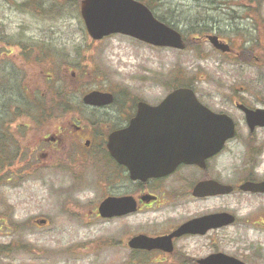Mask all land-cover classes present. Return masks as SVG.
I'll return each instance as SVG.
<instances>
[{"label":"rangeland","instance_id":"1","mask_svg":"<svg viewBox=\"0 0 264 264\" xmlns=\"http://www.w3.org/2000/svg\"><path fill=\"white\" fill-rule=\"evenodd\" d=\"M53 1L0 0V37L14 40L13 36L26 35L52 45L44 59L26 58L19 46L0 39L2 66L12 65L17 80L24 79L23 84L32 92L49 88L44 78L49 72L60 74L62 67L67 84L63 102L70 104L66 113L62 112L64 105H57L60 114L41 124L25 114L0 124L2 132L10 133L6 154L12 155L0 169V264H200L196 259L218 251L250 264H264V193L238 189L235 195L212 199L170 193L162 198L163 204L150 210L127 218L104 219L95 211L106 194L103 177L98 179L93 168L89 172L81 157H72L74 147L75 155L80 154L78 145L65 142L50 146L54 141L48 139L74 118L93 126L97 113L103 110L94 111L92 117V111L84 107L81 97L88 90L98 88L117 92L122 100L128 94L135 101L142 98L155 103L175 87V76L192 78L187 85L203 103L235 120L239 137L228 146L240 182L245 175L244 160L249 156L248 126L235 101L264 108V0H230L229 4L215 0L152 1L155 13L169 10V19L186 37L183 49L154 46L122 33L94 40L80 13L81 0H60L57 9L50 7ZM205 25L212 28L204 33L215 32L230 43V53L215 48L203 34L195 32ZM61 81H56L57 85ZM24 91L29 95L27 88ZM51 94L46 90V107H52ZM52 98L59 102L55 93ZM11 99V91L0 89L1 102ZM104 118L105 124L113 122L109 115ZM259 133L264 135V129ZM262 164L264 167V148L261 171ZM159 183L166 191L167 182ZM171 183L169 179V190ZM122 184L124 190L135 187L131 180ZM220 207L234 211L237 221L215 232L176 238L172 252H140L127 243L132 235L160 234ZM40 218H47L48 224H37ZM11 242L10 250L5 249Z\"/></svg>","mask_w":264,"mask_h":264},{"label":"water","instance_id":"2","mask_svg":"<svg viewBox=\"0 0 264 264\" xmlns=\"http://www.w3.org/2000/svg\"><path fill=\"white\" fill-rule=\"evenodd\" d=\"M80 12L94 39L122 33L156 46L186 47L181 31L157 18L151 8L140 0H81ZM207 38L216 48L230 50V45L217 34H208ZM112 100L111 92L100 90L89 91L83 96V101L92 105H104ZM237 106L244 111L246 123L251 128L264 126V108H252L243 103H237ZM234 133L235 121L228 113L214 111L203 104L192 87L179 86L156 105L139 101L129 124L109 134L108 147L112 155L126 165L132 179H146L170 173L181 162L203 163L206 157L218 152ZM240 188L264 192V180H247ZM229 189L230 186L224 184L200 181L195 185L193 194L203 196L224 193ZM135 209L136 201L131 195L107 196L99 204L102 216L121 215ZM233 220L234 217L226 213L195 217L183 222L171 233L134 235L129 239V245L172 251L173 237L204 233L209 227ZM45 221L37 220L40 224ZM198 262L249 264L224 252L211 253L199 258Z\"/></svg>","mask_w":264,"mask_h":264},{"label":"flooded vegetation","instance_id":"3","mask_svg":"<svg viewBox=\"0 0 264 264\" xmlns=\"http://www.w3.org/2000/svg\"><path fill=\"white\" fill-rule=\"evenodd\" d=\"M115 97L116 94H114L113 102L104 106H90L84 103V106H86L91 111L103 110V112L100 113L110 115L113 119V126L102 124L93 125L91 128H89L87 125L80 124V120L78 118H74L71 124H69L68 126L59 127L60 130L56 133L54 132L53 135L48 138L49 140L52 139L54 141V143H51L50 146H55L61 143L64 145L65 142H71V145H78L79 148H81L79 153L82 155H75V153L77 152V147H74V150L71 151V155L72 157H81L80 161H83L86 164V169L90 172L91 168H93L94 173L98 175V179L101 180V178L103 177L107 184L106 189L104 190L106 193L104 198L107 196L131 195L136 201V209L134 211L113 216H101L98 212L99 202L95 209L98 216L104 219L127 218L128 216L136 214L142 210H150L156 205L163 204L162 201L164 200H162V198H164L166 194L169 196L170 193H175L179 196L189 195V193H191L194 198L199 199H212L235 195L237 194L238 189L241 192L245 193H263L245 191L239 188V184L245 180H264V170H260L261 158L264 148V135H260L259 133L260 130L264 129V126L260 125H257L253 128H250L248 126V132L246 135V137L248 138V140L246 141V150L249 152V156L244 160V164L246 167L244 170L245 175L240 179V182H238L239 179L237 163L232 158L233 152L228 146L234 139L239 137L237 126L235 135L225 142L224 147L219 152L205 158L203 163L196 164L181 162L170 173H167L165 175L148 177L146 179H132L129 175V171L126 165L121 163L115 156L112 155L108 147V143L109 134L112 131L118 129L119 127L122 128L128 124L130 117L136 112L138 102L131 105L122 101V105L120 106V108H118ZM141 99L142 98L138 99L137 101H140ZM159 101H161V99ZM158 102L152 104H156ZM112 107H114V111L110 113L108 109ZM79 139L83 141L80 142ZM226 153L228 155H225ZM77 162L78 161H74L73 164H77ZM263 168L264 167L262 164V169ZM169 179H172L173 182L170 184V190ZM125 180L133 181L135 187L127 188L131 190H124L125 184H122V182ZM161 181L167 182L168 185L166 191H164V189L162 188V183H159ZM200 181L224 184L230 186V189L229 191H225L224 193L219 192L203 196H195L193 194V189L195 185ZM156 182L160 185L159 188L161 193H159ZM213 213H226L227 215H232L234 217V220L230 223H224L209 227L203 234L218 231L219 229L230 226L237 221L236 213L227 207H220L215 210L204 212L201 214V216L212 215ZM175 225L160 234L170 233L179 224L176 226ZM189 234L190 233H186L181 236L174 237L173 240ZM132 250L148 252L147 249L142 248H133ZM158 252L164 253L162 250H158Z\"/></svg>","mask_w":264,"mask_h":264},{"label":"trees","instance_id":"4","mask_svg":"<svg viewBox=\"0 0 264 264\" xmlns=\"http://www.w3.org/2000/svg\"><path fill=\"white\" fill-rule=\"evenodd\" d=\"M59 1L60 0L51 2L50 7L52 6L53 9H55L56 7H61V4L59 3ZM142 1L146 2L150 7H153L152 1L154 0H142ZM157 1L159 2L160 0H157ZM215 1H217V3L220 2L223 4H225V2L226 4H229L230 2V0H215ZM251 2L253 3L254 0H252ZM36 5L39 6V3H36ZM155 14L161 20L174 25V22L169 19V16H171L169 14V10H167L166 13L157 12ZM211 28L212 27L209 28L207 27V25H205L204 27L198 28V30H196L195 32H198L199 34H204V32L210 31ZM192 31L194 32V30ZM12 38L14 40H11L10 38H7V37L6 38L0 37V39L6 42V44L13 43L14 46L15 45L19 46L21 48V54L24 55L26 58H31V57L37 58L38 57L37 59H44L45 57L50 55V50L52 49V45L48 41L44 42L43 40H37L32 37H26V35H21V37L13 36ZM60 52L63 54L62 51ZM1 61L2 60H0V89L11 91L12 99L7 102L0 101V124H2L3 122H10L13 119L17 118V115H21V114L22 115L25 114L31 119H33L35 123L41 124L45 121V119H48L50 117H56L57 114H60L58 112L60 110L57 111V108H58L57 105H60V104L64 105L63 106L64 110H62V112L66 113L65 111H68L66 109L67 107L69 108L70 104H66L67 102H63L66 99L65 88L67 84H66L65 78L63 77L64 74L61 73V70H63L62 67L59 68L60 74L56 75L53 72H49L47 76L44 78V81H46L49 88L43 89V91L38 89L32 92L31 87L29 85L23 84L24 79L23 81L22 79L17 80V76H16L17 72L15 71V68L12 65H10L9 68L5 67L4 65L2 66ZM66 62L69 63V60L66 59ZM44 70L45 69H43V72ZM7 81H8V85H6ZM56 81H61L62 84L57 85ZM191 81H192V78L182 80V78L175 76L172 79V85H174L175 87L178 85H187ZM26 88L29 90V95L25 94L24 90ZM46 90H48V92L50 91L52 92L51 96L49 97L52 107H46L47 106L46 100H48V98L45 97ZM53 93L57 95L59 102L55 100L54 98H52ZM79 108H80V105H79ZM82 108H83V105H82ZM80 113H83V112L80 111ZM93 114H94V111H92V117H94ZM105 115H100L98 113L97 117L94 118L93 120V125H102V123L105 121V118H104ZM54 121L55 119H53L52 123H54ZM19 125L20 124H18L17 126ZM107 125L113 126V122ZM8 134L10 133H4L2 132V129L0 130V169H2V167L4 168L7 165L8 161H10V159L12 158V155L6 154V147L11 145L9 142ZM18 152L19 150L16 153ZM23 155H24V152H23ZM28 161L29 159H27V162ZM11 245H12V242L9 244H6L4 247L5 249L6 248L8 249Z\"/></svg>","mask_w":264,"mask_h":264}]
</instances>
